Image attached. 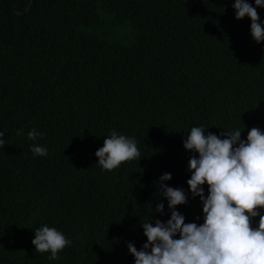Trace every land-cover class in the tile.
Here are the masks:
<instances>
[{"label": "trees", "instance_id": "1", "mask_svg": "<svg viewBox=\"0 0 264 264\" xmlns=\"http://www.w3.org/2000/svg\"><path fill=\"white\" fill-rule=\"evenodd\" d=\"M42 1L0 0V130L9 143L36 128L47 152L60 151V164L29 169L24 154L0 150V264H117L102 234L78 233L83 224L67 205L58 224L76 235L73 253L49 261L30 250L27 235L48 224L78 175L88 177L96 209V190L110 174L89 152L112 131L181 153V137H171L191 123L239 130L241 139L252 128L264 132V63L234 52L231 0L222 28L228 39L181 21L187 5L179 0H109L106 24L97 15L80 19L86 11L78 0H50L51 17Z\"/></svg>", "mask_w": 264, "mask_h": 264}, {"label": "clouds", "instance_id": "2", "mask_svg": "<svg viewBox=\"0 0 264 264\" xmlns=\"http://www.w3.org/2000/svg\"><path fill=\"white\" fill-rule=\"evenodd\" d=\"M78 1L86 11L80 19L97 15L108 22L109 0ZM179 1L187 5L181 21L228 39L222 29L225 0ZM41 5L51 17L50 0ZM228 7L234 52L256 54L254 65L264 63V0H231ZM203 125L191 123L171 137H181L183 153L115 131L102 137L89 152L94 165L110 174L96 190V209L89 203L88 177L78 175L75 188L53 203L48 224L28 233L30 250L49 261L75 251L76 235L58 224L67 205L83 224L78 233L90 240L102 234L117 264H264V132L252 128L241 139L239 130ZM27 135L8 143L0 130V150L10 157L24 154L29 169H55L60 155L54 152L60 151L47 152L36 128Z\"/></svg>", "mask_w": 264, "mask_h": 264}]
</instances>
